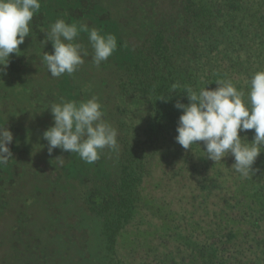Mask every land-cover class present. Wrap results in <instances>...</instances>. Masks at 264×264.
<instances>
[{
    "label": "rangeland",
    "instance_id": "rangeland-1",
    "mask_svg": "<svg viewBox=\"0 0 264 264\" xmlns=\"http://www.w3.org/2000/svg\"><path fill=\"white\" fill-rule=\"evenodd\" d=\"M173 1L41 0L40 12L30 23L31 36L19 46V55L10 54L9 66L0 74V127H7L14 137L9 145L12 157L0 166V264H93L91 254L102 242L101 221L82 201L86 189H101L118 179L123 137L148 153L140 188L143 209L120 233L117 244L118 255L132 264L145 263L142 258L151 256V240L161 231L164 214L155 215L151 209L192 211V194L202 196L198 170L209 175L230 160L228 155L214 164L205 158L202 142L201 147L185 150L168 136H160L159 150L151 153L149 111L121 93L123 69L151 38L154 3L172 20L177 8ZM57 19L115 35L116 51L95 66L88 34L81 32L78 42L89 53L84 64L71 76L51 77L41 61L44 52L53 51L51 41L44 42ZM93 96L102 105L103 119L117 130L118 150L105 148L92 164L59 148L50 154L43 139L53 124L50 106L61 97L79 102ZM215 201L214 196L209 199Z\"/></svg>",
    "mask_w": 264,
    "mask_h": 264
},
{
    "label": "trees",
    "instance_id": "trees-1",
    "mask_svg": "<svg viewBox=\"0 0 264 264\" xmlns=\"http://www.w3.org/2000/svg\"><path fill=\"white\" fill-rule=\"evenodd\" d=\"M173 2L177 6L174 24L154 3L157 9L147 47L120 77L122 95L149 111L147 138L153 154L160 148V136L172 141L178 134L182 110L175 104L189 103L185 88L214 90L217 80H231L247 94L252 75L264 71V0ZM240 135L251 141L254 130ZM120 143L118 179L101 189H86L82 201L101 221L102 242L91 254L93 264H132L118 255L117 244L120 233L143 209L140 188L148 153L124 137ZM229 156L223 169H213L209 175L198 170L202 196L192 194L198 211L151 209L155 215L164 214L163 225L151 240V256L142 258L144 264H264V152L253 166L258 170L248 178L231 168L234 158ZM212 196L213 203L209 202Z\"/></svg>",
    "mask_w": 264,
    "mask_h": 264
},
{
    "label": "clouds",
    "instance_id": "clouds-1",
    "mask_svg": "<svg viewBox=\"0 0 264 264\" xmlns=\"http://www.w3.org/2000/svg\"><path fill=\"white\" fill-rule=\"evenodd\" d=\"M41 0H0V74L6 72L9 57L20 53L19 46L30 35V23L40 12ZM81 32L88 34L92 49V62L99 67L117 49V38L113 34H101L99 30L86 25L68 23L57 19L47 33V43L51 41L53 51L44 52L42 63L51 77L59 78L65 73L73 75L88 56L87 49L78 42ZM19 55V54H18ZM218 87H207L198 91L190 87L184 93L189 103L177 101L175 107L182 110L179 116L175 137L185 150L193 144H204L207 159L216 164L231 154L232 167L241 178H248L254 169L257 158L264 152V71L255 72L247 94L238 90L231 80H217ZM178 86L173 85V90ZM53 124L43 133L48 142V152L62 149L76 153L80 159L92 164L100 159L107 148L118 150L117 130L103 119L104 112L98 98L93 96L86 101H72L60 98L48 109ZM254 130L251 141L244 140L240 133ZM13 134L7 127H0V166L12 157L9 145Z\"/></svg>",
    "mask_w": 264,
    "mask_h": 264
}]
</instances>
